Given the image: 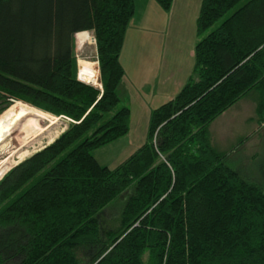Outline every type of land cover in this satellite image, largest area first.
<instances>
[{
    "label": "trees",
    "instance_id": "obj_1",
    "mask_svg": "<svg viewBox=\"0 0 264 264\" xmlns=\"http://www.w3.org/2000/svg\"><path fill=\"white\" fill-rule=\"evenodd\" d=\"M133 12L134 0H0V120L26 104L67 120L0 177V264H264V153L248 174L208 132L244 98L264 121V0H200L188 79L109 168L91 151L127 131L119 54ZM85 32L100 87L77 78Z\"/></svg>",
    "mask_w": 264,
    "mask_h": 264
},
{
    "label": "rangeland",
    "instance_id": "obj_2",
    "mask_svg": "<svg viewBox=\"0 0 264 264\" xmlns=\"http://www.w3.org/2000/svg\"><path fill=\"white\" fill-rule=\"evenodd\" d=\"M142 2L137 1L136 13L126 29L119 54L124 70L119 87V105L129 109L127 131L91 151L100 165L109 168L144 143L150 112L175 94L188 79L194 64L195 18L200 0L191 3L174 0L167 10L153 0L141 5ZM73 53L77 73L82 80L90 83L85 77L92 72L99 77L90 32L75 34ZM80 63L83 64L81 69ZM26 105L0 120V131L13 129L25 142L21 149L11 153L10 167L49 143L65 128L67 122L65 118L48 113L44 119L41 113L34 110L36 108ZM253 109L252 99L239 100L210 123L208 132L217 151L225 153L235 147V152L228 157L238 162L246 173L258 175L259 162L256 160L264 153V121L259 125ZM24 126L35 132L23 133L26 129ZM241 139L243 141L239 142ZM0 156H5V153H1V147Z\"/></svg>",
    "mask_w": 264,
    "mask_h": 264
},
{
    "label": "bare ground",
    "instance_id": "obj_3",
    "mask_svg": "<svg viewBox=\"0 0 264 264\" xmlns=\"http://www.w3.org/2000/svg\"><path fill=\"white\" fill-rule=\"evenodd\" d=\"M79 68L81 69L83 67V64H79ZM82 66V67H81ZM80 74L77 76L78 80L82 82H86L82 80L80 77ZM86 80H89V84H97L99 86V83L97 82V73L92 72L91 74L87 75ZM88 83V82H87ZM35 138V137H34ZM7 139V141L5 140ZM28 143V142H27ZM25 145V142L23 139H20L17 133L13 129H5L0 131V147H1V153H5V156H0V177L2 174H4L11 165V153L15 150H19L22 148V146Z\"/></svg>",
    "mask_w": 264,
    "mask_h": 264
},
{
    "label": "crops",
    "instance_id": "obj_4",
    "mask_svg": "<svg viewBox=\"0 0 264 264\" xmlns=\"http://www.w3.org/2000/svg\"><path fill=\"white\" fill-rule=\"evenodd\" d=\"M137 1L138 2H140V0H134V12H133V15H134V13H136V8H137ZM144 2H142L141 3V5H143L144 3H150L151 2V0H143ZM174 0H172V2H173ZM180 2H182V0H179ZM185 3H191V2H196V0H183ZM171 2V3H172ZM200 3V2H199ZM141 5H139V8H141ZM180 17V16H179ZM194 40L196 41L197 40V37H196V35H194ZM178 88H180V86L178 87ZM178 91V90H177ZM176 91V92H177ZM175 92V93H176ZM170 96H172V95H170ZM169 96V97H170ZM209 139H210V144L215 148V145L211 142V139H212V137H210L209 136ZM216 149V148H215ZM235 151H228V153H227V156H226V160H227V162H229L230 164L231 163H233L232 164V166L233 167H235V168H238V169H243L244 170V168H242V166L241 165H239L238 164V162H236L235 160H233L232 158H230L231 156H229L228 157V155H231V154H233Z\"/></svg>",
    "mask_w": 264,
    "mask_h": 264
},
{
    "label": "water",
    "instance_id": "obj_5",
    "mask_svg": "<svg viewBox=\"0 0 264 264\" xmlns=\"http://www.w3.org/2000/svg\"><path fill=\"white\" fill-rule=\"evenodd\" d=\"M92 40H93V37H92ZM97 82L99 83V86L98 87H100V79H99V77L97 78ZM84 83H87V82H84ZM89 84V83H88ZM3 175V174H2Z\"/></svg>",
    "mask_w": 264,
    "mask_h": 264
}]
</instances>
